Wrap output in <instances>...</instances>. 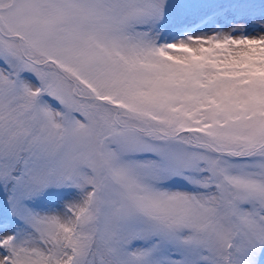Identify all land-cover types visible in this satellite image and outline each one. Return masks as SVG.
I'll return each mask as SVG.
<instances>
[{
    "label": "snow or ice",
    "instance_id": "obj_1",
    "mask_svg": "<svg viewBox=\"0 0 264 264\" xmlns=\"http://www.w3.org/2000/svg\"><path fill=\"white\" fill-rule=\"evenodd\" d=\"M0 264H264V0H0Z\"/></svg>",
    "mask_w": 264,
    "mask_h": 264
}]
</instances>
